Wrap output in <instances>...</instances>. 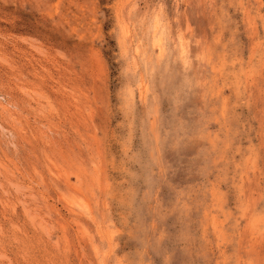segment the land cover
Segmentation results:
<instances>
[{"label": "rangeland", "instance_id": "1", "mask_svg": "<svg viewBox=\"0 0 264 264\" xmlns=\"http://www.w3.org/2000/svg\"><path fill=\"white\" fill-rule=\"evenodd\" d=\"M0 264H264V0H0Z\"/></svg>", "mask_w": 264, "mask_h": 264}]
</instances>
